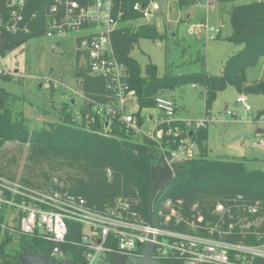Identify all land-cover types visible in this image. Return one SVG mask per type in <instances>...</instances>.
Returning <instances> with one entry per match:
<instances>
[{
	"label": "trees",
	"instance_id": "obj_1",
	"mask_svg": "<svg viewBox=\"0 0 264 264\" xmlns=\"http://www.w3.org/2000/svg\"><path fill=\"white\" fill-rule=\"evenodd\" d=\"M8 1L0 0V54L3 57L30 39L44 37L50 7L55 2L24 0L23 6L19 8L13 0ZM76 1L81 6L93 2ZM149 1L114 0V9L116 12L120 11V17L117 27L111 33L113 52L117 60L124 65L125 81L135 93L138 110L134 115L139 125H142L145 119L141 110L154 107L155 96L183 85L202 87L205 111L209 110L217 93L228 85L234 86L239 93L247 91L264 94L263 79L248 81L245 76V69L264 55V0H249L231 7V33L225 38L240 43L241 48L228 57L219 75L210 74L204 69L191 73L160 74L156 65L151 62L143 72L137 59L131 55L132 49L142 38H164L154 24H131L141 18L140 13L133 9L134 3L145 5ZM173 1L182 9L203 0ZM13 10L21 17L19 21L11 18ZM14 22L16 31H7L6 25ZM56 44L65 47L66 60L74 61V66L69 72L78 79V89L85 97L105 101L110 91L105 86L104 78L90 75L84 65H79L80 57L72 40H58ZM197 60L203 64V56L198 55ZM64 66L65 62L59 66L58 73ZM54 76L62 77L56 74ZM10 77L7 73L0 74V78ZM49 88L53 94L54 87L49 85ZM13 101L14 98L0 86V174L15 178L3 163L5 144H27V163L24 165L26 174L20 178L23 182L40 187L55 176L65 183L70 192L82 196L91 208L98 210L111 205L118 197L137 200V211L148 220L150 171L154 163L152 155L159 153L169 156L177 149L176 138L163 134L158 144L145 135L133 134L132 130L127 129L116 118L113 119L111 131L107 134L101 132L97 119L86 125L87 128L78 127L74 118L76 105L71 100L62 101L59 108L52 105L58 114L57 120L47 121L43 126H30L29 119L23 112H13ZM86 111H89L87 103L81 107L82 113ZM260 115L261 113H258V117ZM175 124L183 130L184 135L190 136L195 142L197 152L194 156L175 164L177 173L156 194L153 204L154 219L157 208L167 197L182 198L188 210L196 202L205 215L210 212L215 202L237 193L250 199L264 200V169L248 168L241 159L208 158L206 127L190 132L184 128L182 122ZM77 228L79 232L78 225L69 223L67 240L61 244V248L75 264H83L81 249L71 243L73 239L78 238ZM52 246L53 243L47 240L10 233L0 226V264H21L18 254L28 252H37L52 259Z\"/></svg>",
	"mask_w": 264,
	"mask_h": 264
},
{
	"label": "built area",
	"instance_id": "obj_2",
	"mask_svg": "<svg viewBox=\"0 0 264 264\" xmlns=\"http://www.w3.org/2000/svg\"><path fill=\"white\" fill-rule=\"evenodd\" d=\"M13 2L19 8L24 4V0ZM158 8L157 0L133 5L141 18L149 17ZM119 17L114 0H93L86 6L76 0H55L44 37L53 42V47L58 40H72L80 57L79 65H84L90 75L103 77L110 91L105 101L85 97L79 89L75 91L80 104L75 98L69 100L76 105L77 126L85 127L97 119L101 132L107 134L116 118L133 134L145 135L158 144L163 134L172 136L178 140L177 149L164 157L174 169L175 164L197 152L195 142L174 123L182 122L191 132L206 127L207 117L180 120L174 100L158 94L154 98L157 122L152 131H141L144 123L139 125L134 112L126 108L129 98L135 96L134 90L125 81L126 69L112 48L111 33ZM11 18L21 19L16 10L11 12ZM201 28L205 39H214L219 33L218 28L205 23ZM6 30L15 32V22L6 25ZM4 58L0 54V74H13ZM42 81L53 87L63 84L60 76H45ZM85 103L89 111L82 113ZM236 103L243 105L245 111L250 110L244 94L236 97ZM227 112L231 113L229 109ZM259 144L264 149V140ZM160 149L164 150L161 146ZM107 173L110 174L109 169ZM137 204V200L118 197L98 210L91 208L82 196L70 192L55 176L38 187L0 174L1 228L52 242L50 255L54 261L68 258L61 244L67 240L69 223H74L79 232L77 228L78 238L71 243L81 249L83 264H120L111 259L114 254L140 256L148 234L154 245L152 257L163 263L264 264V200L237 193L215 202L205 215L196 202L188 210L182 198L167 197L157 208L152 227L137 211Z\"/></svg>",
	"mask_w": 264,
	"mask_h": 264
},
{
	"label": "rangeland",
	"instance_id": "obj_3",
	"mask_svg": "<svg viewBox=\"0 0 264 264\" xmlns=\"http://www.w3.org/2000/svg\"><path fill=\"white\" fill-rule=\"evenodd\" d=\"M246 1L249 0H203L182 9L173 0L158 1V10L149 17L132 21L131 24H154L164 38L140 39L131 55L137 59L143 72L151 62L156 65L160 74L191 73L204 69L219 75L228 57L241 48L240 43L225 38L231 33V7ZM202 19L206 25L220 29L214 39L204 38ZM222 20L225 21L224 25H221ZM52 45L53 42L45 37L33 38L4 55V64L11 67L13 74H10L9 79L0 78V86L14 98L13 112H23L29 119L30 126H43L47 121L57 120L58 114L52 105L59 108L62 101L71 98H75L78 105L81 102L75 93L78 90L75 78L69 72L74 61L65 59V47ZM198 55L203 56V64L197 60ZM64 62L66 66L58 73L59 66ZM52 73L63 77V84L54 87L53 94L42 81L45 76L53 77L55 74ZM245 76L252 81L264 80V55L245 69ZM178 89H181L180 94L175 92L173 95V90L164 92L163 95L175 98L179 115L202 116L205 111L202 87L183 85L175 90ZM240 94L246 96L249 111L236 103V97ZM240 94L234 86L228 85L217 93L212 102L206 123L207 157L245 159L248 168L264 169V150L260 144H256L258 140H264V94L247 91ZM126 108L132 112L138 110L135 96L129 98ZM228 109L231 113L227 112ZM258 113H261L259 117ZM141 114L146 118L141 131H152L158 112L150 107L142 109ZM148 115H153V119L148 118ZM258 129H262L263 133L257 135ZM27 151V144L8 142L4 146L3 163L16 178L26 174L24 165L27 163Z\"/></svg>",
	"mask_w": 264,
	"mask_h": 264
},
{
	"label": "water",
	"instance_id": "obj_4",
	"mask_svg": "<svg viewBox=\"0 0 264 264\" xmlns=\"http://www.w3.org/2000/svg\"><path fill=\"white\" fill-rule=\"evenodd\" d=\"M8 2H10V0ZM152 156L154 158V163L150 171L151 189L147 204V217L151 227L154 225L153 204L156 194L160 192L170 181L171 177L177 173V170L171 168L162 154L154 153ZM151 237L152 235L148 234L149 240L146 241L141 248L140 256L114 254L111 256V259L120 264H170L160 262L152 257L154 245L150 241ZM18 258L21 264H75L74 261L69 258L63 261H54L37 252L20 253L18 254Z\"/></svg>",
	"mask_w": 264,
	"mask_h": 264
},
{
	"label": "crops",
	"instance_id": "obj_5",
	"mask_svg": "<svg viewBox=\"0 0 264 264\" xmlns=\"http://www.w3.org/2000/svg\"><path fill=\"white\" fill-rule=\"evenodd\" d=\"M202 23L203 22H205V20L204 19H202V21H201ZM225 24V21L224 20H222L221 21V25H224ZM196 30H197V28H196ZM219 32H220V29H219ZM219 34V33H218ZM16 71V70H15ZM207 71V70H206ZM208 72V71H207ZM208 73H210V72H208ZM211 74V73H210ZM247 80L248 81H252V79H248L247 78ZM255 80V79H254ZM256 80H258V79H256ZM191 86H195V85H191ZM175 92H177L178 94H180V92H181V89H178L177 91L176 90H174L173 91V95H174V93ZM240 94V93H239ZM170 98V97H169ZM172 100H174L175 101V98H173ZM202 100H203V91H202ZM175 103H176V101H175ZM203 105H204V101H203ZM177 107V106H176ZM178 108L179 107H177V110H178ZM209 115V113H208V111H204V114L202 115V116H191V117H189V116H181V115H179V113H178V111H176V117L178 118V119H186V118H195V119H197V118H201V117H207ZM153 115H148V118H150V119H153ZM146 119V118H145ZM145 119H144V122H145ZM261 133H263V130L262 129H258L257 130V132H256V134L258 135V134H261ZM262 139H260V140H258V142L256 143V144H259L260 143V141H261ZM264 150V149H263ZM244 161H245V159H244Z\"/></svg>",
	"mask_w": 264,
	"mask_h": 264
}]
</instances>
